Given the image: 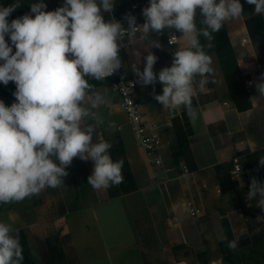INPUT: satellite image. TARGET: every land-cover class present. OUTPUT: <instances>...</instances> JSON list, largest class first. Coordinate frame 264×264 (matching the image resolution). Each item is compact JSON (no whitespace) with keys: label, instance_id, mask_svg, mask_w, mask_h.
Segmentation results:
<instances>
[{"label":"crops","instance_id":"1","mask_svg":"<svg viewBox=\"0 0 264 264\" xmlns=\"http://www.w3.org/2000/svg\"><path fill=\"white\" fill-rule=\"evenodd\" d=\"M119 3L123 9L124 3ZM245 18L242 14L224 24L241 71L248 78L250 109L239 111L229 97L215 54H210L214 72L208 77L209 83L203 91L198 87L194 90V114L182 106L163 108L153 94H162L159 83H139L137 91L143 113L162 127L161 153L170 165L177 164L174 152L179 149L178 133H186L185 116L189 120V151L182 162L197 174L200 183L209 185V190L202 192L206 216L192 218L185 213L184 193L178 184L153 180L152 167L121 110L120 95L108 81L94 89L105 96L106 102L94 110L96 119L88 123L95 127L93 142L108 141L112 159L123 160L122 175L128 172L132 177V190L111 198L108 189H93L88 184L93 162L77 157L66 169L64 185L46 188L22 202L3 204L2 221L11 224L14 231L23 230L31 250L33 242L39 240L49 252V244L56 238L66 260L73 264L101 262L103 256L108 257L109 264H226L222 253L217 252L219 243L227 239L226 225L235 238L264 236V229L257 227L261 208L255 200H247L249 186L241 187L231 178L234 158L252 170L257 180L264 177V166L259 162L264 156V98L256 99L260 93L255 87L264 74V49L252 41ZM179 35V48L187 46ZM149 52L157 57L153 69L157 74L171 66L173 57L165 31L122 50L124 72L138 81L131 67L135 64L143 71ZM0 88L8 92L16 86L14 82L6 86L0 83ZM0 100L7 106L11 103Z\"/></svg>","mask_w":264,"mask_h":264},{"label":"clouds","instance_id":"2","mask_svg":"<svg viewBox=\"0 0 264 264\" xmlns=\"http://www.w3.org/2000/svg\"><path fill=\"white\" fill-rule=\"evenodd\" d=\"M246 2L264 15V0ZM114 5L115 0H64L61 7L46 11L39 0L11 22L8 18L22 6L21 0L0 6V83L16 86L14 103L7 106L0 100V204L22 202L64 185L66 169L77 157L93 162L88 177L93 189L121 184L123 160L112 159L108 141L93 142L95 127L88 121L96 119L94 110L106 99L86 78L102 81L121 69L125 34L134 37L140 32V38L147 39L175 30L187 46L174 52L170 67L154 72L157 57L149 52L143 71L135 64L131 70L144 86L161 84L162 94H153L163 108L182 106L194 114V90L203 91L214 72L199 38L210 42L226 21L244 11L240 0H149L142 10L145 22L137 26L136 17L128 14L125 29L115 18L104 19ZM255 87L260 93L256 99L264 98V74ZM259 162L264 166V156ZM247 200L264 209V182L252 178ZM227 247L235 250L238 242L229 241ZM22 262L18 232L0 221V264Z\"/></svg>","mask_w":264,"mask_h":264},{"label":"built area","instance_id":"3","mask_svg":"<svg viewBox=\"0 0 264 264\" xmlns=\"http://www.w3.org/2000/svg\"><path fill=\"white\" fill-rule=\"evenodd\" d=\"M119 1L124 3L123 9L119 8V13L116 15L115 7L119 6ZM64 3V0L58 2L59 7ZM149 6V0H115L113 11L108 18H115L120 21L125 29L128 28V23L125 16L131 14L136 17L137 26L142 25L144 17L142 10ZM166 32V42L169 48V53L173 54L179 48L180 33L175 30H164ZM152 34L147 39L140 38V32L136 36L129 37L127 34L122 36V41L125 44L120 50L119 56L121 59V51L129 49L137 43L146 42L150 39ZM122 63V61H121ZM105 80L111 81L114 89L120 95V107L126 114L130 127L139 143L144 150L146 159L152 167V178L157 182L163 184L176 183L180 186L184 193L182 206L184 211L192 218H201L207 215V207L203 201L202 192L209 190V185L200 183L197 174L185 162L177 164H168L164 159L161 150L163 147L162 127L157 122L149 119L142 111L141 102L138 99L137 91L139 83L136 79L129 77L123 70L119 69L112 76ZM199 77H197V82ZM15 89L0 94L1 98L11 101L10 105L15 102L13 93ZM9 105V106H10ZM231 178L241 187L250 186L253 178V172L250 169L244 168L239 158L232 160ZM264 182V178H263ZM259 223L264 225V209H261L259 214ZM174 221L178 220V216H174Z\"/></svg>","mask_w":264,"mask_h":264},{"label":"trees","instance_id":"4","mask_svg":"<svg viewBox=\"0 0 264 264\" xmlns=\"http://www.w3.org/2000/svg\"><path fill=\"white\" fill-rule=\"evenodd\" d=\"M4 7L9 6L8 3H4ZM241 4L243 5V14L246 15L245 21L247 28L249 30L250 36L252 41L255 44L264 43V15H257L256 13L252 12L251 5H249L246 0H240ZM116 15L119 13V7H115ZM249 13H251L249 15ZM199 19L200 15L198 13L197 16V26L199 27ZM200 42L202 45L205 46V51L208 54L215 53L218 57L219 64L225 76V80L228 85L229 89V97L234 102L236 108L239 111H246L252 107L251 104V95L246 88L247 77L242 73L241 68L239 66V60L237 53L231 43L229 35L226 31L225 24L223 27L216 33L213 34V39L209 42L203 36L200 38ZM209 43L211 47H208ZM88 82L93 85V89L107 84V80L97 81L92 78H86ZM196 105V101L191 104V107ZM185 126L187 128L186 133H178V147L179 149L174 152V158L177 163L180 161H184L186 153L189 151L188 146V136L191 135L190 123L187 117L185 116ZM126 175L123 177V182L117 186H112L108 188V193L111 198L120 196L124 193H128L132 190L131 182L132 177L129 175L128 172H125ZM3 206L0 205V212H2ZM18 232L20 244L23 248V256L24 260L27 264H34L31 260V252L29 243L27 240V236L25 235L23 230H16ZM226 232H227V239L219 243V248L223 255L224 261L226 264H234L233 259L235 253L233 250H230L227 247L229 241L235 240L231 230L229 229L228 225H226ZM49 249L52 251L53 246L49 244ZM202 257L205 255L204 253L201 254Z\"/></svg>","mask_w":264,"mask_h":264},{"label":"rangeland","instance_id":"5","mask_svg":"<svg viewBox=\"0 0 264 264\" xmlns=\"http://www.w3.org/2000/svg\"><path fill=\"white\" fill-rule=\"evenodd\" d=\"M4 3H8V5H11L15 2V0H3ZM60 0H43V2L47 5L46 11H54L59 7L58 2ZM22 6L17 8L16 11H14L11 16L8 18L9 22H11L12 19H16L18 17L23 16L26 13L30 12V5L32 3H37L39 0H21ZM3 5V2L0 1V6ZM252 6V5H251ZM251 11L255 13L254 6L251 7ZM251 13H249L250 15ZM105 21L109 20L108 13L104 14ZM6 40L9 41V37L6 36ZM263 49H264V43H258ZM13 52H15V48L13 47ZM215 54V53H211ZM210 55V54H209ZM216 58L218 59L217 55L215 54ZM219 61V60H218ZM4 93L1 91V94ZM0 94V99H1ZM207 99V98H206ZM263 178H261V182H263ZM3 205V204H0ZM259 213V210H257ZM258 214H254L256 217ZM258 217V216H257ZM0 221H2V212H0ZM257 227L260 228V230H263L264 225H260V223H257ZM54 237V236H53ZM235 237V236H234ZM227 238V236H226ZM236 241L238 242V247L233 250L235 253L233 262L234 264H264V236H236ZM48 244L50 242V239H48ZM32 250L30 248L31 252V258L32 262L34 264H73L72 261H67L66 257L64 256L63 250L61 249V242L58 240L56 241V238H52L51 245H55L54 249L52 251L48 252V249L46 247V244L33 242ZM30 247V246H29ZM53 252V253H52ZM217 252H221L219 246L217 248ZM54 254V255H53ZM221 254V253H220ZM51 255V257H50ZM222 260L224 261V258L222 256ZM52 262V263H51ZM109 264V260L107 256H103L101 258V262L97 260H92V264ZM225 262V261H224ZM22 264H27L24 260L23 256V262Z\"/></svg>","mask_w":264,"mask_h":264}]
</instances>
